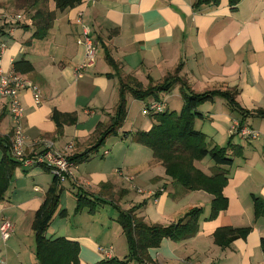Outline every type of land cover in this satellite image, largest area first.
<instances>
[{"label": "crops", "instance_id": "obj_1", "mask_svg": "<svg viewBox=\"0 0 264 264\" xmlns=\"http://www.w3.org/2000/svg\"><path fill=\"white\" fill-rule=\"evenodd\" d=\"M194 2L81 0L74 8L57 13L46 38L36 40L31 38L29 16L21 23L4 20L3 15L22 12H13L14 0H1L0 46L5 44V49L0 54V67L6 73L14 62L29 61L33 71L22 76L37 86L40 95L36 105L29 90L20 93L22 127L29 146L38 150L37 143L47 139L58 151L69 144L73 146L71 154L82 149L97 126H107L113 117L119 79L133 78L145 88L162 82L178 66L179 77L194 93L236 89V101L242 109L264 111V0H241L234 9L228 0H218L216 6L202 5L198 10L193 8ZM82 25L89 30L96 51L93 62L79 70L77 77L79 66L86 61L85 47L79 44ZM105 51L117 65V72L105 61ZM126 100L123 126L117 136L104 143L107 155L74 166L72 177L62 184L59 210L65 209L67 215L59 217L56 213L46 238L77 242L79 264L107 259L99 248L111 247V258L125 254L126 242L115 222L117 210L113 205V212L106 210L107 203L93 214L87 210L74 213L78 189L96 195L103 184H109L120 210L141 205L136 214L148 224L167 226L189 209L203 208L194 237L178 242L164 239L157 249L149 251L155 264H264L260 247L264 219L254 218L252 202L253 197L264 202V119L255 115L241 118L220 98L197 108L202 117L195 119L194 128L208 143L225 147L230 142L241 149L240 155L232 157L223 189L227 208L209 220L212 196L203 191L189 192L172 181L151 150L131 139L135 132L152 128L151 116H143L142 109L153 100H135L130 94ZM159 101L165 110L179 112V87L160 94ZM53 111L75 113L77 122L65 125L62 134L56 135ZM234 123H242L258 137L230 134ZM11 130L6 102L0 98V136L11 138ZM195 167L209 176L214 163L207 157L195 162ZM52 180L40 167L19 166L13 171L0 201V221L8 219L15 229L9 240L0 239V264H37L32 223ZM225 227L251 230L245 238L221 249L214 244L213 234ZM114 247L119 250L117 254Z\"/></svg>", "mask_w": 264, "mask_h": 264}, {"label": "trees", "instance_id": "obj_2", "mask_svg": "<svg viewBox=\"0 0 264 264\" xmlns=\"http://www.w3.org/2000/svg\"><path fill=\"white\" fill-rule=\"evenodd\" d=\"M240 1L228 0L233 9ZM80 2L81 0H15V5L18 10L27 12L26 15L23 14L24 17L29 16L30 18L33 30L31 38L43 40L53 26L56 14L74 8ZM217 3L218 0H195L193 8L198 10L202 5L216 6ZM104 58L107 64L117 72V65L106 51ZM12 70L23 75L31 73L33 67L29 61L21 59L12 64ZM180 70L181 66H178L173 74H169L162 82L155 85L150 84L145 88L133 78L119 79L118 102L109 124L107 126L99 124L89 140L82 145V149L71 154L69 161L75 166L89 161L108 138L118 135L127 117L126 96L128 94L135 100L152 99L160 103V94L168 93L178 86L182 99L180 111H169L163 107L162 112L150 115L153 120L152 128L147 132H135L131 139L134 143L151 150L153 158L164 167L166 176L172 181L189 192L203 191L212 196L210 214L207 218L212 220L219 212L227 208V199L223 195V189L227 184L233 164L232 157L240 155L241 149L231 145L230 142L225 147L208 143L205 135L194 128L195 119L202 117L197 108L204 103L212 102L215 98H220L226 101L231 112L241 118L255 115L264 119V111L251 113L242 109L236 101L238 95L236 89L194 93L179 77ZM51 119L55 125L56 135L62 134L65 125H73L77 122L75 113L62 114L53 111ZM239 126L242 128V123ZM10 139L9 136H0L2 153L0 157V201L4 199L9 188L13 171L19 167L18 162L9 153ZM230 150L232 153H229ZM207 157L214 163V170L209 176L195 167V162ZM42 169L47 171L45 168ZM100 189L96 195L78 189L74 193L76 202L74 212L78 214L87 210L89 214H93L102 204L113 205L117 210L115 222L120 226L125 238L127 255L122 260L104 259L97 264H155L151 260L149 251L157 249L162 240L184 241L194 237L198 232L199 220L203 214L201 207L189 209L176 223L167 226L148 224L143 217L136 214L141 205L133 206L125 211L120 210L116 205L112 187L109 184H103ZM62 192V184L53 177L45 198L35 214L32 231L37 264H79L80 247L77 242L63 237L48 239L45 236L57 212L59 217L67 215L65 209L59 210ZM252 202L254 218L264 219V202L256 197L252 198ZM250 230V228L235 229L230 227L217 229L213 234L214 244L221 249L228 248L233 241L245 238ZM260 247L264 254V238L260 241Z\"/></svg>", "mask_w": 264, "mask_h": 264}, {"label": "built area", "instance_id": "obj_3", "mask_svg": "<svg viewBox=\"0 0 264 264\" xmlns=\"http://www.w3.org/2000/svg\"><path fill=\"white\" fill-rule=\"evenodd\" d=\"M22 14L3 15L4 20L9 23H17L23 21ZM79 23H81V15L79 16ZM79 44L85 47L86 61L78 68L77 77H80L79 70L90 65L93 62L96 47L89 36V30L81 26V39ZM5 44L0 46V54L3 53ZM23 90H29L32 93L34 103L40 104L39 90L35 84L25 79L22 75L15 73L12 69L4 72L0 67V98L4 99L8 109L9 116L12 122V133L10 139V156L18 162L19 166L24 168L40 167L45 168L51 176L55 177L60 184H64L72 177V170L74 164L69 161L73 146L67 145L63 151L55 149L54 143L50 140L43 139L37 143V149L28 144V138L24 133L22 127V119L24 116V109L20 102V93ZM163 105L161 103L152 101L146 104L142 109L143 116H150L153 113L162 112ZM239 134L244 138L256 139L258 134L247 128L240 127L239 123H234L230 129V134ZM107 155L104 151L102 156ZM138 192L143 191L137 189ZM154 196V194L150 193ZM15 226L8 219H1L0 221V239L2 242L9 240L14 232ZM99 252L107 259H111L112 248H99Z\"/></svg>", "mask_w": 264, "mask_h": 264}, {"label": "rangeland", "instance_id": "obj_4", "mask_svg": "<svg viewBox=\"0 0 264 264\" xmlns=\"http://www.w3.org/2000/svg\"><path fill=\"white\" fill-rule=\"evenodd\" d=\"M1 1V0H0ZM3 1H5V0H3ZM14 3H15V0H14ZM14 7H15V10L13 11V12H16V11H19V12H22V13H18V14H24V15H26V11L25 10H18L17 8H16V5L14 4ZM5 10L7 9V8H4ZM4 13H6V12H4ZM9 13V12H8ZM106 149V146L105 145H103L99 150H98V152L96 153V157L97 158H99V156L100 155H102L103 154V151ZM1 155H2V153H1V150H0V157H1ZM111 207H113V206H111L110 204H108L107 206H105V208H106V210H110L111 212H113V210L114 209H112ZM114 208V207H113ZM74 211H75V208H74ZM75 213V212H74ZM123 249H124V251L125 252H123V253H125V254H118V260H122L126 255H127V247H126V243H125V246L123 247ZM118 249L117 248H115L114 247V253L115 254H117L118 253Z\"/></svg>", "mask_w": 264, "mask_h": 264}]
</instances>
